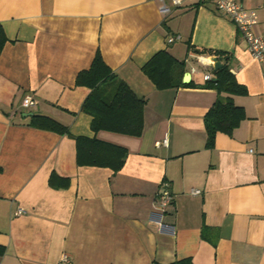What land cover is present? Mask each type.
I'll use <instances>...</instances> for the list:
<instances>
[{"label":"crops","instance_id":"obj_1","mask_svg":"<svg viewBox=\"0 0 264 264\" xmlns=\"http://www.w3.org/2000/svg\"><path fill=\"white\" fill-rule=\"evenodd\" d=\"M239 1L264 38V0ZM160 5L0 0V264H60L63 254L71 264H264V62L212 3L182 0L166 16ZM200 49L226 53L246 89L232 96L244 120L217 133L211 149L204 116L217 92L203 76L214 80L215 57ZM97 50L145 101L140 137L94 133L81 112L89 90L75 86L76 76ZM163 50L184 62L191 85L157 90L143 73ZM26 97L35 104L24 108ZM32 115L56 120L70 137L29 126ZM75 137L125 148L123 167H79ZM164 190L171 203L161 210Z\"/></svg>","mask_w":264,"mask_h":264},{"label":"trees","instance_id":"obj_2","mask_svg":"<svg viewBox=\"0 0 264 264\" xmlns=\"http://www.w3.org/2000/svg\"><path fill=\"white\" fill-rule=\"evenodd\" d=\"M7 38L0 25V54ZM188 48L191 49L188 44ZM200 55L215 57L221 67L216 71L214 80L207 81L205 86L217 92V99L204 116L206 134L205 146L211 149L217 133L231 134L239 126L245 115L242 108L237 107L232 96L246 94V89L237 83L227 64L228 55L223 52L200 49ZM143 73L151 80L157 90L189 86L182 83L185 72L184 62L176 60L168 51L156 53L142 67ZM76 87L89 90L88 96L81 105V112L91 117L90 129L94 133L111 132L130 137H140L143 128V111L145 101L137 98L128 86L118 79L112 70L104 63L97 50L90 67L79 72L75 80ZM221 94H224L222 96ZM28 125L39 130L67 135L66 126L45 115H32ZM76 163L79 167L108 168L114 173L124 165L127 150L97 138L75 137ZM52 174L49 184L56 187ZM65 186L67 180H64ZM4 248L0 247V255ZM171 264H193L190 259H181Z\"/></svg>","mask_w":264,"mask_h":264},{"label":"built area","instance_id":"obj_3","mask_svg":"<svg viewBox=\"0 0 264 264\" xmlns=\"http://www.w3.org/2000/svg\"><path fill=\"white\" fill-rule=\"evenodd\" d=\"M161 2L159 11L162 15L166 16L171 13V7H177L181 4L182 0H170V6L167 5L165 0H159ZM200 3L210 2L214 5L215 9L227 17L237 28L241 37L246 43L247 50L252 58L258 62H264V38L258 36L255 33V26L257 24V15L245 9L239 0H198ZM177 40L176 37H172L168 40V43H172ZM212 63V62H211ZM213 64V63H212ZM204 81L210 80V75L203 76ZM35 103L30 97L23 99L22 106L29 108ZM166 145L164 139L162 143H156V145ZM200 191L193 190L192 195H198ZM171 203V195L167 190H164L157 197V205L161 210H164ZM19 211L18 213H21ZM60 264H71V259L68 255L63 254L60 258Z\"/></svg>","mask_w":264,"mask_h":264},{"label":"water","instance_id":"obj_4","mask_svg":"<svg viewBox=\"0 0 264 264\" xmlns=\"http://www.w3.org/2000/svg\"><path fill=\"white\" fill-rule=\"evenodd\" d=\"M212 62H213V69H214V71H216L217 69H219L221 67L219 61L216 58H213L212 59ZM189 79H190V74L185 73L184 76H183L182 82L184 84H186L189 81Z\"/></svg>","mask_w":264,"mask_h":264}]
</instances>
